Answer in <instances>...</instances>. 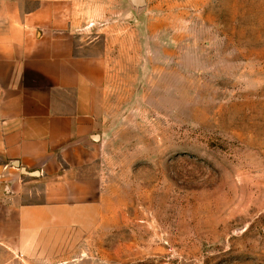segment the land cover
Wrapping results in <instances>:
<instances>
[{"label": "rangeland", "instance_id": "rangeland-1", "mask_svg": "<svg viewBox=\"0 0 264 264\" xmlns=\"http://www.w3.org/2000/svg\"><path fill=\"white\" fill-rule=\"evenodd\" d=\"M48 1L105 65L94 210L23 247L0 194V264H264V0Z\"/></svg>", "mask_w": 264, "mask_h": 264}, {"label": "crops", "instance_id": "crops-1", "mask_svg": "<svg viewBox=\"0 0 264 264\" xmlns=\"http://www.w3.org/2000/svg\"><path fill=\"white\" fill-rule=\"evenodd\" d=\"M23 1L37 7L0 21V194L16 206L24 247L47 244L94 210L88 173L106 72L101 58L79 54L66 14L48 0Z\"/></svg>", "mask_w": 264, "mask_h": 264}, {"label": "water", "instance_id": "water-1", "mask_svg": "<svg viewBox=\"0 0 264 264\" xmlns=\"http://www.w3.org/2000/svg\"><path fill=\"white\" fill-rule=\"evenodd\" d=\"M133 3H135L136 5L142 4L144 3V0H131ZM95 139H99V136H94ZM37 173V172H36Z\"/></svg>", "mask_w": 264, "mask_h": 264}]
</instances>
